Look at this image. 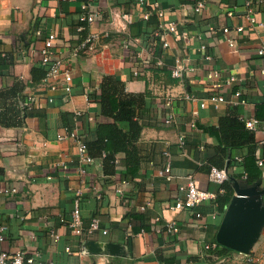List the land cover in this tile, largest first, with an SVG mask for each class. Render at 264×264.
I'll return each mask as SVG.
<instances>
[{
	"label": "crops",
	"instance_id": "1",
	"mask_svg": "<svg viewBox=\"0 0 264 264\" xmlns=\"http://www.w3.org/2000/svg\"><path fill=\"white\" fill-rule=\"evenodd\" d=\"M246 1L205 0V8L196 14L193 0H0V108L4 109L0 188L17 189L1 203L5 241L0 251L37 253L34 264H264V225L247 254L216 241L235 191L231 183L227 192L226 181L209 180L211 162L224 160L221 168L241 186L258 183L264 188V60L256 54L264 44V4L250 0L262 24L251 25L245 18ZM155 3L163 10L162 17L156 15ZM83 12L95 14V21H81ZM146 12L150 20L143 19ZM159 22H174L190 38L168 35L169 46L163 48L156 35ZM236 26L243 30L236 31ZM224 27L228 32H222ZM49 32L56 36L53 58L61 59L62 69L72 77L69 94L60 87L50 91L42 83L40 50ZM89 33L99 34L92 54L79 49ZM202 41L209 59L199 50ZM161 57L164 65L157 66ZM176 57L183 58L188 68L182 79L170 75ZM211 70H217L222 80L233 76L235 81L220 89L225 102L201 108L200 100L211 91L206 76ZM106 75L116 82L121 98L143 102L137 110L141 132L134 143L133 175H123L127 169L123 153L105 163L104 153L96 156L94 149L92 163L81 174L73 140L57 139L67 127L90 143L97 123L110 121L100 115L98 99ZM186 92L195 99L187 98ZM28 97H33L30 105ZM15 104L26 108L21 121ZM170 113L172 121L165 123ZM225 116L259 120L253 130L257 167L247 162L251 173L259 171L253 181L244 171L245 149L223 154L219 121ZM119 126L124 131L129 127L126 122ZM181 134L183 146L178 143ZM166 162L171 163L170 180L157 174ZM189 175L215 198L200 202L191 212L170 208L183 197ZM85 184L93 189L81 196L83 228L74 235L66 222L76 190ZM120 187L122 192H117ZM93 218L99 228L90 230ZM172 221L177 233L166 229ZM90 241L100 250L90 251ZM108 242L121 245L118 253L108 251Z\"/></svg>",
	"mask_w": 264,
	"mask_h": 264
},
{
	"label": "built area",
	"instance_id": "2",
	"mask_svg": "<svg viewBox=\"0 0 264 264\" xmlns=\"http://www.w3.org/2000/svg\"><path fill=\"white\" fill-rule=\"evenodd\" d=\"M144 0H138L139 3H142ZM264 4V0H260ZM206 2L205 0H193L192 2V10L196 14L201 12L205 8ZM158 4H154V8L156 9L155 13L158 17L163 16V10L158 9ZM246 7V13L245 18L248 20V22L251 25H262L258 22L256 18V9L252 5V2L250 0H247L245 2ZM82 9H86L85 6H82ZM228 15H231V12H227ZM150 12H146L143 14V19H148L150 17ZM79 19L83 22H86L88 24L93 23L95 21V14L91 13H81ZM78 29H81L79 27ZM236 31L240 32L243 30L242 26H236ZM210 31L215 33V30L213 28H210ZM222 32H228V28L224 27L222 28ZM156 35L161 41L162 47L167 48L169 46L168 41L166 40V36L173 35L178 37V39H184L188 40L190 38L187 31H181L179 32L177 29V26L174 22H167L162 23L159 22L157 25ZM55 33L49 32L46 37L44 38L43 47L40 50V64L45 68V75L42 78V83L45 85L47 89L50 91L56 90L58 87H60L65 93L69 94L72 89V77L67 69H62V60L59 58H53L54 56V50H53V44L55 41ZM99 38V34L97 33H89L86 38L79 44V49H81L84 52H87L89 54L94 53L97 50L96 42ZM200 38V37H199ZM202 38V37H201ZM200 38V39H201ZM199 50L203 52L204 57L206 59H209L210 56L208 54L207 45L203 41L201 42L199 46ZM256 54L260 56L264 60V44L259 46V48L256 50ZM157 66H163L164 61L163 58H159L156 62ZM188 68L186 66V62L183 58L176 57L174 59V63L172 67L170 68V75L172 78L175 79H182L184 77V74L187 72ZM261 72L264 74V68L261 69ZM207 78L211 82V91L208 94L206 99L200 100V107L204 108L208 103L213 104L214 106H218V104L225 102V97L220 92V89L222 86L235 81V77L231 76L229 78H226L222 80L219 76V72L217 70H211L207 73ZM187 98H190L194 100L195 98L189 94L185 93ZM235 96L239 97L240 92L236 91ZM53 98L52 96L48 97V101L52 102ZM171 99L168 100L170 102ZM240 102H244L243 99H239ZM33 102V97H28L27 104H31ZM1 111V108H0ZM173 114L170 113L167 118L165 119V123H170L172 121ZM257 123V120L255 119H249L245 120L244 124L246 128L254 130L255 124ZM191 127H194V123L190 124ZM71 139L76 145L77 148V154L79 158V166L78 170L81 174L85 172V165L92 163L93 157H91L88 153L87 146L83 139L78 135L77 131L74 128H64V131L62 133H59L57 135V139ZM178 143L180 146L185 145V137L184 134H181L178 137ZM259 164H262V161L259 160ZM171 163L166 162L160 170H158L157 174L159 176L164 177L166 180L171 179ZM229 175L226 171V169L218 168L215 166H211L209 171V180L212 182L222 183L226 180H228ZM93 189L91 186L84 185L80 189L76 190V196L73 200V207L70 212V217L66 222V225L70 229L71 233L74 235H80L83 228V219L81 216V209H80V201L81 196L84 193V191H89ZM184 190V195L182 198L178 199L176 202H174L173 205H171L170 208L172 209H187L190 212L193 211V208L199 205L200 202L207 200V199H213L215 198V194L212 191L203 190L200 189L197 186V182L192 176H188L187 180L185 182V185L182 187ZM17 191L15 187H2L0 188V209H1V203L4 197L14 194ZM117 192H122V188H116ZM195 215L197 217L201 216L200 212H195ZM0 220H1V210H0ZM99 223L97 218H93L90 222L89 229H98ZM168 231L177 233L178 227L175 224L174 221L167 224ZM4 230L5 225L0 222V246L5 241L4 236ZM102 232L105 234L107 231L105 229L102 230ZM53 238L55 240L58 239V235L51 233ZM66 250L69 252L70 248L66 247ZM38 256L37 253H35L32 256H27L25 252L21 249H16L13 253L6 252V251H0V264H34L35 258Z\"/></svg>",
	"mask_w": 264,
	"mask_h": 264
},
{
	"label": "trees",
	"instance_id": "3",
	"mask_svg": "<svg viewBox=\"0 0 264 264\" xmlns=\"http://www.w3.org/2000/svg\"><path fill=\"white\" fill-rule=\"evenodd\" d=\"M151 18L152 17H149L148 20ZM45 71L44 68V74L41 78L44 77ZM99 89L98 99L101 104L100 115L110 119V121L104 123L98 122L95 128L94 140L90 143L83 141L85 142L88 153L91 157V149L95 150L96 156H102L104 153L103 160L105 163L112 162L118 153H123L127 164V169L124 171L123 175H133L136 172V167L133 165L136 164L134 161L137 152L134 143L139 139L141 132V125L137 120L139 117L137 110L143 102H138L132 98H121L119 96V88L110 75L103 77ZM15 106L17 107L16 104ZM3 111L4 109H1L0 115ZM25 111V106H21L20 108L17 107L19 121L24 118ZM258 116L259 115H257V117ZM257 121L259 120L257 119ZM121 122H126L128 124L129 127L127 131L122 130L119 126V123ZM219 129L221 134L219 142L224 143L225 145L223 154L227 155L228 150L232 148L245 149L246 156L243 162L244 171L246 172L249 181L256 179L259 171H257L258 173H251L247 165V162H249V165L252 167H255V165L257 167V161L254 156L257 148L254 131L246 128L244 121L237 116H225L220 118ZM229 139H232V141H229ZM211 163V165L221 168L224 165V160L221 162L212 161ZM231 165L232 162L231 159H229L228 166L230 167ZM223 187L227 192L231 191L229 180L224 182ZM227 198L229 200V197ZM224 200L227 201L226 199Z\"/></svg>",
	"mask_w": 264,
	"mask_h": 264
},
{
	"label": "water",
	"instance_id": "4",
	"mask_svg": "<svg viewBox=\"0 0 264 264\" xmlns=\"http://www.w3.org/2000/svg\"><path fill=\"white\" fill-rule=\"evenodd\" d=\"M228 180L235 194L226 207L215 238L219 244L247 254L264 225V188H260L258 183L241 186L232 176ZM120 247L116 242L106 244L111 254L118 253ZM88 249L93 252L100 250L93 241L89 242Z\"/></svg>",
	"mask_w": 264,
	"mask_h": 264
}]
</instances>
